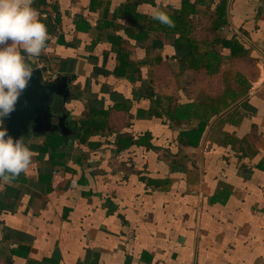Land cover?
<instances>
[{"label": "crops", "instance_id": "crops-1", "mask_svg": "<svg viewBox=\"0 0 264 264\" xmlns=\"http://www.w3.org/2000/svg\"><path fill=\"white\" fill-rule=\"evenodd\" d=\"M32 6L49 36L32 67L71 78L54 113L124 107L57 165L26 137L30 168L0 182V264H264V0ZM122 54L132 78L112 73ZM168 103L189 105L186 119L157 115ZM200 119L198 143L181 142ZM120 133L147 143L118 149Z\"/></svg>", "mask_w": 264, "mask_h": 264}, {"label": "clouds", "instance_id": "clouds-1", "mask_svg": "<svg viewBox=\"0 0 264 264\" xmlns=\"http://www.w3.org/2000/svg\"><path fill=\"white\" fill-rule=\"evenodd\" d=\"M35 0H0V182H12L26 173L34 153L24 137L8 135L4 120L13 111L28 86L33 71L31 60L46 49L47 27L32 6ZM152 18L173 27L163 10H154Z\"/></svg>", "mask_w": 264, "mask_h": 264}, {"label": "trees", "instance_id": "trees-1", "mask_svg": "<svg viewBox=\"0 0 264 264\" xmlns=\"http://www.w3.org/2000/svg\"><path fill=\"white\" fill-rule=\"evenodd\" d=\"M174 22V21H173ZM136 37V35H134ZM144 36V35H143ZM142 36V37H143ZM141 37V36H140ZM119 38L111 37V42H117ZM131 63L126 58L125 54L120 55V63L117 67L112 70V73L116 76L127 75L129 78H132L134 70L130 69L129 66ZM148 94V91L146 92ZM149 95H153L150 92ZM160 98L156 97V105L159 106ZM122 103H116L115 105H108L103 109L99 108H88L85 116L80 119H72L66 113L65 124L69 129L68 133H63L61 130H53L46 131L43 134L31 133L30 136H37L41 139V143L38 145L37 157H41V155L48 153L47 157L52 165H57L64 157V147L70 146L73 140H77L78 142L84 143L88 142L89 144L95 145L97 143L95 140H91L90 137L94 133H98L107 128L108 123V115L112 109H121L123 108ZM189 105H176L171 108V106L167 105V108L163 107L162 110L165 111L162 114L161 111H157V115H166L169 120L173 122H180L181 120L186 119L184 110L188 108ZM144 110L139 109L138 114L142 113ZM207 119H200L198 126L183 130L179 133V140L183 143L196 145L200 139L202 129L204 128L205 121ZM148 134H144L134 139L132 135H127L125 133H120L114 140L118 149L124 148L132 143H147ZM40 178L46 181L48 179L47 174H40Z\"/></svg>", "mask_w": 264, "mask_h": 264}, {"label": "water", "instance_id": "water-1", "mask_svg": "<svg viewBox=\"0 0 264 264\" xmlns=\"http://www.w3.org/2000/svg\"><path fill=\"white\" fill-rule=\"evenodd\" d=\"M33 68L31 80L18 98L15 111L4 120L8 135L14 140L21 137L25 140L31 133L43 134L57 129L69 132L65 124L66 113L55 114L53 109L58 98L62 102L69 99L70 76L56 71L46 79L44 67Z\"/></svg>", "mask_w": 264, "mask_h": 264}, {"label": "built area", "instance_id": "built-area-1", "mask_svg": "<svg viewBox=\"0 0 264 264\" xmlns=\"http://www.w3.org/2000/svg\"><path fill=\"white\" fill-rule=\"evenodd\" d=\"M44 77H45L46 79H47V77H48L47 73H45V72H44Z\"/></svg>", "mask_w": 264, "mask_h": 264}]
</instances>
